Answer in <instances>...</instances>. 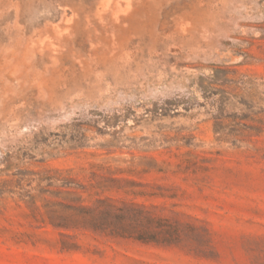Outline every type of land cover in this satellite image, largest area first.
<instances>
[{
  "label": "rangeland",
  "instance_id": "374dc122",
  "mask_svg": "<svg viewBox=\"0 0 264 264\" xmlns=\"http://www.w3.org/2000/svg\"><path fill=\"white\" fill-rule=\"evenodd\" d=\"M0 264H264V0H0Z\"/></svg>",
  "mask_w": 264,
  "mask_h": 264
}]
</instances>
